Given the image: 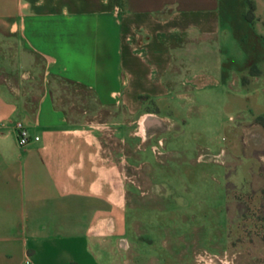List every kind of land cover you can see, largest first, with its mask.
<instances>
[{"label":"crops","instance_id":"obj_1","mask_svg":"<svg viewBox=\"0 0 264 264\" xmlns=\"http://www.w3.org/2000/svg\"><path fill=\"white\" fill-rule=\"evenodd\" d=\"M219 5L0 0V264L138 263L126 241L123 151L150 158L153 137L164 139L162 159L186 150L205 100L230 108L232 91L250 85L222 73L230 55L217 40L230 26ZM54 80L87 91L106 120H70L54 103Z\"/></svg>","mask_w":264,"mask_h":264},{"label":"rangeland","instance_id":"obj_2","mask_svg":"<svg viewBox=\"0 0 264 264\" xmlns=\"http://www.w3.org/2000/svg\"><path fill=\"white\" fill-rule=\"evenodd\" d=\"M219 12L230 26L217 40L230 55L222 73L230 85H250L237 94L230 88V108L205 100L203 116L187 128L198 132L187 131L186 150L162 159L164 139L153 137L150 158L132 161L123 151L126 241L137 264H264V0H220ZM52 95L70 120L107 118L78 86L54 80ZM113 141L108 132L112 154Z\"/></svg>","mask_w":264,"mask_h":264},{"label":"built area","instance_id":"obj_3","mask_svg":"<svg viewBox=\"0 0 264 264\" xmlns=\"http://www.w3.org/2000/svg\"><path fill=\"white\" fill-rule=\"evenodd\" d=\"M14 130L16 132V140L19 145H24L29 141V136L20 122L14 123ZM33 138L36 139L37 137Z\"/></svg>","mask_w":264,"mask_h":264}]
</instances>
